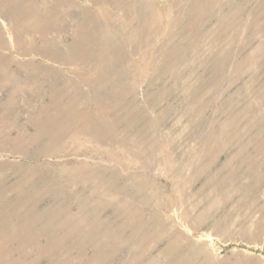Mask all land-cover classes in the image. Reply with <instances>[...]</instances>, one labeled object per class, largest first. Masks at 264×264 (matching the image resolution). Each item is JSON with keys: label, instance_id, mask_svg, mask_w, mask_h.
Here are the masks:
<instances>
[{"label": "rangeland", "instance_id": "374dc122", "mask_svg": "<svg viewBox=\"0 0 264 264\" xmlns=\"http://www.w3.org/2000/svg\"><path fill=\"white\" fill-rule=\"evenodd\" d=\"M0 264H264V0H0Z\"/></svg>", "mask_w": 264, "mask_h": 264}]
</instances>
